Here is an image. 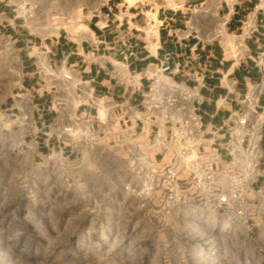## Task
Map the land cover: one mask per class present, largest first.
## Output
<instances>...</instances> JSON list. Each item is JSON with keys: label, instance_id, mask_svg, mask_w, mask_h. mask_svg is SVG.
<instances>
[{"label": "crops", "instance_id": "0c3cea01", "mask_svg": "<svg viewBox=\"0 0 264 264\" xmlns=\"http://www.w3.org/2000/svg\"><path fill=\"white\" fill-rule=\"evenodd\" d=\"M30 2L0 0V34L21 45L22 92L7 110L35 124L39 159L56 147L68 165L85 161L98 168L102 159L115 165L126 155L139 185L131 153L148 155L154 133L141 104L149 84L144 71L161 62L168 63L174 81L199 92L204 127L222 126L248 92L257 96L259 110L264 106V0H90L51 38L28 37ZM247 19L251 33L242 32ZM65 72L71 80L62 77ZM69 125L98 132L96 146L87 150L67 138L62 129ZM261 150L263 175L251 194L255 205L264 201V129ZM112 180L123 178L116 174ZM254 220L264 221V210Z\"/></svg>", "mask_w": 264, "mask_h": 264}, {"label": "rangeland", "instance_id": "374dc122", "mask_svg": "<svg viewBox=\"0 0 264 264\" xmlns=\"http://www.w3.org/2000/svg\"><path fill=\"white\" fill-rule=\"evenodd\" d=\"M32 1L28 37L51 38L90 0ZM20 47L0 34V264H264V221L232 226L195 204L165 216L158 193L125 190L126 155L98 168L39 159L35 124L7 110L22 92Z\"/></svg>", "mask_w": 264, "mask_h": 264}, {"label": "built area", "instance_id": "2783aa9c", "mask_svg": "<svg viewBox=\"0 0 264 264\" xmlns=\"http://www.w3.org/2000/svg\"><path fill=\"white\" fill-rule=\"evenodd\" d=\"M241 27L244 33L254 29L251 19ZM170 71L167 62L144 71L149 84L141 104L154 133L148 155L131 153L132 170L141 181L128 184L125 190L144 201L158 193L165 216L178 206L195 204L215 212L228 225L250 229L256 213L264 210V201L255 205L251 197L252 185L263 175L264 106L259 110L257 96L248 92L240 110L222 126L204 127L199 92L174 81ZM62 77L72 79L68 72ZM62 134L87 150L96 146L99 137L98 132L74 125L64 127ZM157 154L161 158L154 163L151 157ZM45 158L61 166L68 164L62 148L49 147Z\"/></svg>", "mask_w": 264, "mask_h": 264}]
</instances>
